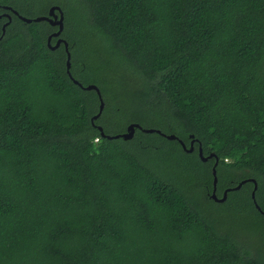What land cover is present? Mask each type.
<instances>
[{"label": "trees", "instance_id": "16d2710c", "mask_svg": "<svg viewBox=\"0 0 264 264\" xmlns=\"http://www.w3.org/2000/svg\"><path fill=\"white\" fill-rule=\"evenodd\" d=\"M53 5L93 121L53 26L4 8ZM0 17V264H264V0H0ZM130 123L194 149L97 127ZM216 158L217 196L253 178L261 210L249 180L210 198Z\"/></svg>", "mask_w": 264, "mask_h": 264}, {"label": "water", "instance_id": "95a60500", "mask_svg": "<svg viewBox=\"0 0 264 264\" xmlns=\"http://www.w3.org/2000/svg\"><path fill=\"white\" fill-rule=\"evenodd\" d=\"M4 8H7V9L11 10L14 14H17L19 16V18L21 20H23L24 22L30 23L32 21L38 22V21L45 20V21H48L51 25L58 26L57 31H55L54 33H52L51 35L48 36V38H47V44H48V46H49L50 49H55V48H57L59 46V43H60V41L62 39H58L54 45H51L50 40H51V37L59 36L61 34L63 28H64V24H63L64 15H63V11L60 8V6L53 5V6H51L48 9L47 15H41V16H37V17H34V18H29V17H25V16H22V15H19L18 12L15 9H12L9 6H4ZM5 15L9 18V21H10L11 20L10 15L7 14V13ZM8 22H6L4 24L3 31L5 29V26L8 24ZM62 41L64 42V46H65V50H66V54H67L66 55V71H67L68 75L72 78V76L70 74V71H69V69H70V52L68 51V43H67V41L65 39L62 40ZM73 81L75 83H77L79 86H81L82 88L86 89V90L93 89V90L96 91V93H97V95L99 97V100H100V104H99V110H98V112L94 116H92V121L94 119H97L100 116V114L102 112V109H103V106H104V102L102 100V97H101V93H100L99 88L95 84H88L86 86H83L76 79H73ZM97 127L100 130L101 135L104 136V137H106V138H108V139L119 138V137L120 138H123L124 140L131 139L134 136L135 129L138 128V129L142 130L143 132H149V133L156 132V133L161 134L162 136H164V137H166L168 139H177L180 142V144L183 147V149L185 151H187V152H191L194 149V146H193L194 138L190 141V146L189 147H186L185 143L181 139H179L177 136H175L174 134H165L161 130L154 129V128H143L138 123H130V124L127 125L125 132L120 133V134H113V135H106L103 132L101 126L98 125ZM198 155H199V157H200V159L202 161H207L209 158H211L215 154L210 153L207 156H204L203 153H202V147L199 146L198 147ZM216 165H217V158H216V161L213 164L212 169H211L212 176H213V180H212V191L210 193V198L213 199L216 202H223V201H225V199L227 197V193L229 191L239 189L242 184H244L247 180H249V181H252L254 183L253 190L251 191V197H252V199L254 201L255 206L259 210H261L260 207H259V205L256 203V200H255V189L257 187V183H256L255 179H253V178H249L247 180H242V181H240L234 187H227L226 189L223 190L222 195L220 197L217 196V194H216L217 175H216V169H215V166Z\"/></svg>", "mask_w": 264, "mask_h": 264}, {"label": "flooded vegetation", "instance_id": "af4514ba", "mask_svg": "<svg viewBox=\"0 0 264 264\" xmlns=\"http://www.w3.org/2000/svg\"><path fill=\"white\" fill-rule=\"evenodd\" d=\"M5 14H6V13H5ZM7 14H9V13H7ZM18 14H19V13H18ZM9 15H10V14H9ZM19 15H20V14H19ZM10 17H11V15H10ZM6 18H7V17H6ZM0 19H1V17H0ZM3 23H4V22H3ZM3 25H4V24H3ZM52 26H53V30L49 33V35H51V34L54 33L55 31H57V29H58V27H57L56 25H52ZM49 35H48V36H49ZM58 39H62V40H64L65 38L62 37L61 34H60L59 36H56V37H51V40H50L51 45H54ZM62 40L60 41L58 47H60V46L62 45L63 48L65 49L64 42H63ZM65 40H66V39H65ZM66 41H67V40H66ZM195 141H196V139H194L193 146H194V144H195ZM189 146H190V144H189Z\"/></svg>", "mask_w": 264, "mask_h": 264}]
</instances>
